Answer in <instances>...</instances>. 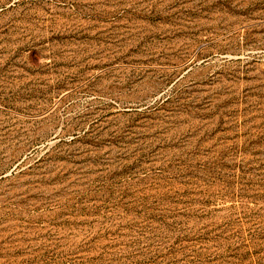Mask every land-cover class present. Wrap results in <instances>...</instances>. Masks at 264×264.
Here are the masks:
<instances>
[{"label": "rangeland", "instance_id": "374dc122", "mask_svg": "<svg viewBox=\"0 0 264 264\" xmlns=\"http://www.w3.org/2000/svg\"><path fill=\"white\" fill-rule=\"evenodd\" d=\"M0 264H264V0H0Z\"/></svg>", "mask_w": 264, "mask_h": 264}]
</instances>
